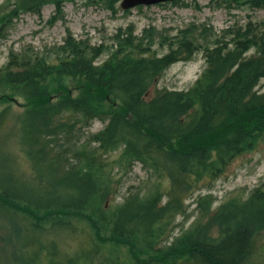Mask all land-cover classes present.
Returning <instances> with one entry per match:
<instances>
[{"label":"trees","instance_id":"trees-1","mask_svg":"<svg viewBox=\"0 0 264 264\" xmlns=\"http://www.w3.org/2000/svg\"><path fill=\"white\" fill-rule=\"evenodd\" d=\"M75 1H9L0 7V40L22 13L40 17L51 3L52 26L64 19L63 3ZM118 1L96 3L113 10ZM252 3L264 8V0ZM132 29L118 30L111 51L67 32L42 53H10L0 68V91L8 89L27 105L17 134L33 173L32 183H25L0 157V226H12L11 257L16 264H264L248 227L264 214L259 188L219 208L227 220L245 223L217 240H198L192 231L170 242L175 219L203 181L212 182L222 165L264 137V92L255 90L264 78V35L248 30L232 44L202 48L195 28L177 43L167 40L168 52L157 56L154 35L134 36ZM197 52L205 66L192 86L154 87L169 66ZM7 113L0 112V133ZM94 123L101 127L92 132ZM135 165L147 185L111 203L118 196L113 172L125 175ZM199 198L203 218L212 200ZM116 249L127 251L122 259Z\"/></svg>","mask_w":264,"mask_h":264},{"label":"rangeland","instance_id":"rangeland-1","mask_svg":"<svg viewBox=\"0 0 264 264\" xmlns=\"http://www.w3.org/2000/svg\"><path fill=\"white\" fill-rule=\"evenodd\" d=\"M12 0H0V7ZM58 1V0H57ZM87 4L84 0L63 3V21L49 26L47 20L53 15L55 7L47 3L41 9V16L31 12L22 13L13 21L6 33V38L0 40V68H2L10 53L20 54L27 48L37 52H44L45 48L62 43L66 33L79 39H87L92 45H104L113 49L114 37L118 30L133 28L134 36H141L143 31H150L154 35L152 50L155 55L163 56L169 50L170 43H177L187 31L197 29L196 44L202 48L213 46L216 41L222 44H232L237 33L250 30L257 37L264 35V8L252 3V0H179L160 6L137 7L125 14L118 1L113 10L105 9L99 0ZM9 7V6H8ZM169 40L168 44L165 42ZM176 48V44L173 46ZM250 51L247 55L253 54ZM107 58L102 56L98 63ZM203 53L197 52L189 61H179L169 66L156 82L155 88L174 91H184L193 85L204 69ZM68 86H71L69 84ZM255 90L264 92V78ZM152 90L149 92L151 96ZM27 109L24 99L16 96L8 89L0 91V112L7 110L4 126L0 133V157L4 168L10 170L25 183L33 181L32 167L24 158L18 143L19 117ZM101 125L94 123L91 131L99 130ZM217 166V165H216ZM223 171L218 173L212 181H203L202 187L186 200V211L175 219L171 240L182 239L185 233H195L198 240H217L225 229L245 223L244 218L236 217L227 220L229 216L218 210L227 202L241 203L249 194L259 188L264 191V137L254 141L253 149L236 157L228 165H222ZM118 180L115 186V199L118 204L131 190L142 189L148 183L146 173L139 165L125 175L114 171ZM207 185L211 189L207 190ZM204 187V188H203ZM209 195L212 204L203 218L199 217L196 200ZM234 210V209H233ZM233 210L231 212H233ZM264 214L256 216L255 221H249L248 227L253 232L256 243L255 249L264 258ZM11 225L0 226V264H16L11 257L15 249V240L10 235ZM57 238V237H56ZM59 239V238H58ZM60 241V239H59ZM122 259L126 250H115ZM257 259V258H256ZM127 257H125V263Z\"/></svg>","mask_w":264,"mask_h":264},{"label":"water","instance_id":"water-1","mask_svg":"<svg viewBox=\"0 0 264 264\" xmlns=\"http://www.w3.org/2000/svg\"><path fill=\"white\" fill-rule=\"evenodd\" d=\"M175 1L179 0H122L120 3V7L123 11H129L137 7H149L159 4L172 3Z\"/></svg>","mask_w":264,"mask_h":264}]
</instances>
